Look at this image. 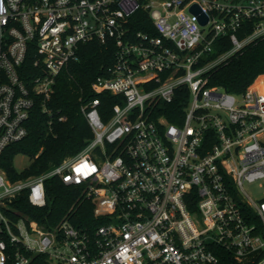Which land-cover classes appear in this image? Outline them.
Wrapping results in <instances>:
<instances>
[{"label": "built area", "instance_id": "2783aa9c", "mask_svg": "<svg viewBox=\"0 0 264 264\" xmlns=\"http://www.w3.org/2000/svg\"><path fill=\"white\" fill-rule=\"evenodd\" d=\"M262 36L264 0H0V155L28 135L37 105L50 128L67 119L48 102L83 43L113 42L111 73L92 90L120 97L104 118L100 96H81L93 135L77 154L16 180L0 167V264H221L217 246L264 264V77L241 93L209 84ZM220 37L230 46L208 59ZM183 86L188 104L169 121L162 103ZM51 176L82 186L105 222L10 219L24 191L47 203Z\"/></svg>", "mask_w": 264, "mask_h": 264}, {"label": "trees", "instance_id": "16d2710c", "mask_svg": "<svg viewBox=\"0 0 264 264\" xmlns=\"http://www.w3.org/2000/svg\"><path fill=\"white\" fill-rule=\"evenodd\" d=\"M144 16L147 17L145 14ZM147 26L145 23L138 24V28L142 29H146ZM151 30L156 33L152 27ZM229 46L227 38H217L214 51L208 59L214 58ZM80 54L79 59L60 74L52 98L48 102L55 111L60 110V113L66 115L67 119L65 121L56 119L50 128L48 125L50 115L43 112L40 105L35 107L28 123V135L9 144L0 155V167L6 171L9 179L16 180L44 173L64 157L81 151L93 135L80 110L81 96H100V111L104 118H108L114 103L120 101L119 96L109 92L98 93L92 90V82L99 74L108 76L111 73L110 68L114 65L116 56L113 42L101 43L93 40L83 43ZM261 77H264V36L218 64L211 73L209 84L241 93ZM176 91L172 102L162 103L161 113L169 121L179 123L180 115L184 114L188 104L190 91L186 86ZM18 154L29 155L32 159L31 164L18 169L15 165ZM81 189L82 186L67 184L60 177L51 176L45 179L47 198L45 205L31 203L27 191H24L13 199L10 210L6 211L10 219L15 221L21 217L27 221L33 219L46 228L58 225L67 216L76 226L93 232L105 220L96 216L95 205L91 199L81 197ZM190 208H193L191 203ZM216 252L221 264H236L232 254L224 247L217 246Z\"/></svg>", "mask_w": 264, "mask_h": 264}, {"label": "rangeland", "instance_id": "374dc122", "mask_svg": "<svg viewBox=\"0 0 264 264\" xmlns=\"http://www.w3.org/2000/svg\"><path fill=\"white\" fill-rule=\"evenodd\" d=\"M31 162H32V159L29 157V155L18 154L15 158V165L18 169H23L29 166Z\"/></svg>", "mask_w": 264, "mask_h": 264}, {"label": "water", "instance_id": "95a60500", "mask_svg": "<svg viewBox=\"0 0 264 264\" xmlns=\"http://www.w3.org/2000/svg\"><path fill=\"white\" fill-rule=\"evenodd\" d=\"M192 11H194V12H199V11H201V8L197 5V4H194L193 6H192ZM200 19H201V22L202 23H205L207 20H208V17H207V15H205L204 13H202L201 15H200Z\"/></svg>", "mask_w": 264, "mask_h": 264}]
</instances>
